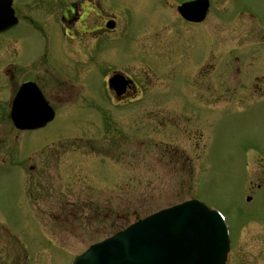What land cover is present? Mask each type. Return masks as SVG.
Listing matches in <instances>:
<instances>
[{
    "label": "rangeland",
    "instance_id": "rangeland-1",
    "mask_svg": "<svg viewBox=\"0 0 264 264\" xmlns=\"http://www.w3.org/2000/svg\"><path fill=\"white\" fill-rule=\"evenodd\" d=\"M32 1L13 0L16 14L24 13L49 25L45 29L49 32L52 70L71 80L79 92L73 107L59 111L50 127L61 121H75L79 126H86L87 120L100 123L90 104L101 101L111 116L117 115L119 112L109 107L107 72L137 66L136 79L141 83L145 68L139 65L150 69H146L144 86L149 94L147 102L129 103L135 107L121 108L120 117L129 128L133 126L129 122L136 119L139 128L150 120L152 130L142 131L139 137L151 138L145 139L147 148L142 152L137 149L134 157L121 154L115 160L120 167L121 191L119 195L112 191L103 195L104 202L113 201L118 208L120 224L126 222L127 226L163 208L195 199L226 218L233 242L226 264H264V84L259 86L260 93L250 92L243 76L227 65L234 55L229 49L244 47L245 32L255 22L238 14L247 8L264 20V0H209L208 16L198 24L185 22L177 10L192 0H99L116 18L118 29L103 41L104 67L93 63L81 69L71 66L70 55L74 53L68 49L70 39L53 13L45 12L39 1ZM69 1L55 0L63 5ZM60 9L57 7L56 13ZM22 33L16 27L0 35V49L3 43L8 45L5 51L0 50V62L2 55L14 62L19 53L20 61L27 65L32 62L33 47L39 45L43 52L44 39L31 27L26 28L25 40ZM248 43L252 46L255 42L248 39ZM234 56L241 57L238 53ZM243 69L240 65L234 68L239 72ZM5 103L2 101L1 111L6 109ZM147 109L152 113H144ZM91 133L88 130L89 136ZM107 169L104 164L97 172L107 178ZM10 184L9 179H0V207L11 215L19 197ZM89 195L97 197L95 192ZM18 219L19 223L16 217L12 220L16 228L21 223V217ZM92 228L95 224L89 227L86 240L70 237L66 243L60 241L65 252L31 255V263L71 264L90 244L110 234L92 236Z\"/></svg>",
    "mask_w": 264,
    "mask_h": 264
},
{
    "label": "flooded vegetation",
    "instance_id": "flooded-vegetation-1",
    "mask_svg": "<svg viewBox=\"0 0 264 264\" xmlns=\"http://www.w3.org/2000/svg\"><path fill=\"white\" fill-rule=\"evenodd\" d=\"M34 1H39L38 5L44 6L41 8L45 12L53 13V18L61 25L63 34L69 37L71 46L68 49L74 53V56L70 55L73 68L81 69L93 63L104 67L103 41L117 31L118 23L114 15L100 5L99 0H70L65 5L57 4L55 0ZM57 7L61 9L56 13ZM45 15L43 14V18ZM238 15L247 16L255 22L253 21L254 24H250V28L245 32L244 47L229 49L230 54L238 53L241 57L232 55L227 65L233 73L243 76L249 88L247 90L260 93L259 86L264 84V20H259L247 8L241 10ZM16 16L17 27L22 30L24 40L26 28L31 27L44 39L45 46L43 52L39 45L32 46L35 50L29 58L31 64L25 65L20 61L19 53L14 62H8L7 56L1 57L0 94L4 97L0 99V106L2 101H6V109L0 110V179L11 181L10 185L18 195L19 201L11 215L10 211L0 207V264H20L24 261L33 264L31 255L39 257L43 252L42 255L48 253V256H53L56 250L65 252L59 245L60 241L66 243L70 237L86 240L91 224H95V228L91 230L92 236H103L110 232L107 237L128 226L126 222L120 224L121 214L118 208H114L113 201L104 202L103 195L109 191L119 195L121 191L118 182L120 167L115 160L119 159L121 154L129 158L134 157L137 149L142 152L147 148V140L151 138L139 137L142 131L152 130L150 120H146L148 123L139 128L136 119L132 123L129 122L133 124L132 128H129L125 127L126 124L121 122L120 117L121 108H132L135 107L131 106L132 103L139 102L141 105L143 101L147 102L149 94L145 92L144 86L148 80L147 70L150 69L139 65L145 68L140 69L143 76L141 83L136 79L137 66H129L131 70L112 68L107 72L108 81L116 75L122 81L113 88L106 83L109 107L119 113L111 116L102 101L91 103L100 117V123L87 120L86 126H79L75 121H61L59 125L50 127L53 120L42 128L20 129L12 120L11 111L13 100L22 86L28 84V90L39 89L52 107L55 118L59 111H68L73 107L79 92L71 80L52 70L47 43L49 32L45 29L49 25L24 13L22 16ZM111 24H114V27L110 29L108 25ZM7 32L0 35H6ZM248 39L256 44L249 46ZM3 45L2 49L5 51L8 45ZM237 65L244 69L241 72L234 70ZM144 113L152 112L147 109ZM78 129L87 133H78ZM68 130L76 132L68 135ZM88 130L92 131V135H88ZM134 146L139 147L133 148ZM104 164L108 166L107 178L97 172V168L103 167ZM260 187L261 185L258 186ZM90 192H95L96 199L94 195H89ZM13 217H16L18 223V217H21L18 228L12 223ZM99 241L101 240L92 244Z\"/></svg>",
    "mask_w": 264,
    "mask_h": 264
},
{
    "label": "water",
    "instance_id": "water-1",
    "mask_svg": "<svg viewBox=\"0 0 264 264\" xmlns=\"http://www.w3.org/2000/svg\"><path fill=\"white\" fill-rule=\"evenodd\" d=\"M12 0H0V32L16 25ZM209 10L208 0L179 7L184 19L199 23ZM118 82L110 80V85ZM38 91L29 96L22 88L14 101L12 119L22 129H37L53 120ZM228 227L216 210L191 200L161 210L117 235L96 244L73 264H226Z\"/></svg>",
    "mask_w": 264,
    "mask_h": 264
},
{
    "label": "bare ground",
    "instance_id": "bare-ground-1",
    "mask_svg": "<svg viewBox=\"0 0 264 264\" xmlns=\"http://www.w3.org/2000/svg\"><path fill=\"white\" fill-rule=\"evenodd\" d=\"M206 18H207V17H206ZM205 20H206V19H205ZM205 20H204V21H205ZM204 21H203V22H204Z\"/></svg>",
    "mask_w": 264,
    "mask_h": 264
}]
</instances>
